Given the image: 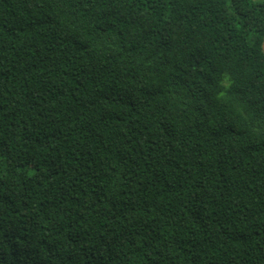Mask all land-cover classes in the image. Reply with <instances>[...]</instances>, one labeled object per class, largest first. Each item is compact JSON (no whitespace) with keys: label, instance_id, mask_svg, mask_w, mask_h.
<instances>
[{"label":"trees","instance_id":"16d2710c","mask_svg":"<svg viewBox=\"0 0 264 264\" xmlns=\"http://www.w3.org/2000/svg\"><path fill=\"white\" fill-rule=\"evenodd\" d=\"M264 0H0V264H264Z\"/></svg>","mask_w":264,"mask_h":264},{"label":"rangeland","instance_id":"374dc122","mask_svg":"<svg viewBox=\"0 0 264 264\" xmlns=\"http://www.w3.org/2000/svg\"><path fill=\"white\" fill-rule=\"evenodd\" d=\"M256 1H258V0H256ZM263 51H264V42H263Z\"/></svg>","mask_w":264,"mask_h":264}]
</instances>
